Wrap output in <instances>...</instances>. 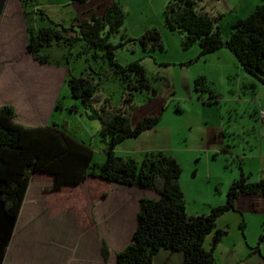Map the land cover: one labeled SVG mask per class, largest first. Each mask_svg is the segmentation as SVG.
Returning <instances> with one entry per match:
<instances>
[{"label":"trees","instance_id":"obj_1","mask_svg":"<svg viewBox=\"0 0 264 264\" xmlns=\"http://www.w3.org/2000/svg\"><path fill=\"white\" fill-rule=\"evenodd\" d=\"M198 1L166 0L162 9L164 25L181 33L183 47L198 44L195 57L186 63L226 47L243 71L264 84V3L255 4L246 15L235 18L227 35L222 37L216 17L198 7ZM125 14L120 3L112 0L102 13L90 14L76 24L53 22L28 30L26 48L40 62L56 59L52 48L60 50L61 58L68 62L71 47L79 40L82 48L76 54H83L85 60L91 55L100 61L95 70L86 63V67L92 69L90 73L84 69L82 73L73 74L67 68L65 81L70 95L80 101L87 116L98 119L101 150L105 155L101 161H94L91 145L73 137L64 122L25 124L15 119L16 112L10 103H0V264L26 187L35 171L52 174L49 186L52 189L92 175L157 193L155 197L141 195L138 198L136 225L130 240L115 251L116 264H153V256L160 248L180 250L179 264H214L213 249L225 232L216 227V218L233 207L238 192L264 193V178L251 181L247 174L240 172L229 183L223 203L209 207L205 213L186 214L184 194L178 184L181 166L172 155L161 149L151 150L137 161L131 155L115 152L119 141L154 126L160 116L159 113L148 114L133 125L129 122V114L136 106L134 93L148 88L155 94L156 90L150 85L139 58L120 64L114 50L137 41L144 51H150L162 48V43L160 30L154 26L143 29L138 36L122 34L120 40L111 41L110 36L121 29ZM109 75L125 83L118 105L111 104L100 90L103 78ZM163 82L164 87L169 86L165 78ZM250 83V86L254 84ZM192 85L197 91L208 90L206 99L197 95L202 102L216 101L217 93L203 74L194 76ZM61 105L57 98L54 107ZM67 108L75 110L76 105L71 103ZM208 233L207 247L204 239ZM263 239L264 223L258 241ZM100 252L106 259L108 246L104 240Z\"/></svg>","mask_w":264,"mask_h":264},{"label":"crops","instance_id":"obj_2","mask_svg":"<svg viewBox=\"0 0 264 264\" xmlns=\"http://www.w3.org/2000/svg\"><path fill=\"white\" fill-rule=\"evenodd\" d=\"M111 1L88 0L86 4H78L76 0H0V103H10L14 107L15 119L20 111L19 122L25 124H44L50 122V118L58 122L52 118L58 112L57 109L63 108V102L59 108H55L54 103L62 89L61 86L66 82L67 68L70 70L69 60L66 62L61 58V51L57 48H52L56 59L43 63L34 58L26 48L28 30L53 22L76 24L79 19L90 14H100ZM117 1L123 7L121 1ZM242 1L243 5L229 23L246 15L255 4L264 3V0ZM244 7L246 8L243 10ZM217 26L219 27V24ZM80 48L81 40L71 47L70 57L82 58L83 54H76ZM210 52L216 54L218 66L223 67L231 63L235 65L236 62L235 66L240 67L236 58L234 62L225 47ZM82 72L84 66L79 70V73ZM244 79L246 86L254 82L251 87L258 92L257 95L252 93L255 96L252 99L258 104V107H255L257 120L233 127V130H248L250 124L252 135L244 140L245 144H237L233 148L235 152L240 150V155H234L237 160V175L232 173L222 192L226 191L229 183L238 177L240 172L247 174L251 181L264 178V121H260L257 114L259 109H264V100L260 98L264 94V84L252 76ZM259 92L262 94L260 97ZM67 99L69 104L74 103L76 108L79 107L76 102L78 99L70 93L67 94ZM118 104L117 102L113 105ZM96 128L94 132H98L99 126H95ZM71 135L79 139L74 134ZM79 140L91 145L90 140ZM220 148L224 152L229 150L223 145ZM104 155L101 150L99 159H94V153L92 159L101 161ZM208 155L207 153V162ZM207 175H210L208 171ZM52 180V174L47 172L35 171L31 174L1 264H116L115 251L130 240L136 225L138 198L141 195L157 196L151 189L109 182L92 175H87L77 183H64L55 189L49 187ZM181 190L184 194L182 188ZM224 199L222 195L213 205L223 203ZM27 203H31L34 209L25 212ZM186 203L185 199V211ZM35 204L43 206L38 213H35L38 211ZM195 213L204 212L186 211V214ZM45 218L50 221L60 219L61 231L47 226ZM39 219H42V222H37ZM263 223L264 193L238 192L233 199V207L216 218V227L224 229L225 232L213 252L224 237H228L231 243L230 248L222 255L221 264H264V239L258 241ZM102 240L108 246L106 259L100 252ZM52 244L53 250H50ZM218 252L221 253V249ZM181 259L180 250L160 248L153 256V264H179ZM216 263L214 256V264Z\"/></svg>","mask_w":264,"mask_h":264},{"label":"rangeland","instance_id":"obj_3","mask_svg":"<svg viewBox=\"0 0 264 264\" xmlns=\"http://www.w3.org/2000/svg\"><path fill=\"white\" fill-rule=\"evenodd\" d=\"M87 1L77 2L86 4ZM120 1L126 14L121 29L110 36V40L116 42L120 40L122 34L135 37L146 26H154L160 30L162 43V48L150 51H144L137 41L117 46L114 50L115 59L120 64L139 58L150 85L156 90L155 94L151 93L148 88L134 93L133 101L136 106L129 114V122L133 125L139 118L148 114L159 113L160 116L154 126L119 141L116 144L115 152L119 155H131L137 161L141 159L144 152L151 150L161 149L172 155L181 166L178 182L185 194L186 211L196 210L205 213L209 210L210 205L216 204V201L222 198V195L225 197V190L222 192V189H224L226 180L230 179L232 173L237 175V160L234 159V155H240V150L235 152L236 150L233 148L237 144H245L244 140L252 135L250 124L248 130H233V127L240 123L257 120L255 107H258V104L252 99L255 97L252 93L256 92L251 86H246L244 82V78H249L250 75L235 66V57L226 47L225 50L233 58L235 65L231 63L225 64L223 67L218 66L214 52H209L186 63L195 57L198 44L194 42L183 47L180 43L181 33L169 30L164 25L162 9L166 0ZM93 3L95 4V2ZM242 5V0L198 1V7H202L216 17L215 22L219 24L222 37L227 35L230 19ZM97 8L99 7L97 6ZM87 56L88 60H84L83 57L79 59L69 57V67L73 74L79 73L83 66L85 71L90 73L92 69L86 67L87 62L93 66L94 70L96 69L95 67L100 61L91 55ZM198 74L205 75L211 82L212 88L218 96L215 102H202L197 97L200 94L203 99H206L209 94L208 90L197 91L193 88L192 79ZM164 78L168 80L169 86L167 87H164ZM102 81L100 90L103 96L108 98L111 104L119 103L124 95L121 90L125 83L113 75L104 77ZM61 88L58 99L63 102V108L57 109L58 112L52 119L55 118L57 123L64 122L67 131L79 139L90 140L94 159H99L102 141L99 133L94 132L97 130L95 126H99L98 119L88 117L86 109L83 108L84 113L83 106L78 100L76 102L79 107L76 110L65 108L70 103L67 99L69 87L65 82ZM262 88L264 89V87ZM260 95L262 94L259 92V97ZM260 98L264 100V94ZM17 113L16 120L20 121V111ZM219 124L220 126H218ZM221 145L228 147L230 151L227 149L225 150L227 152H224L220 148ZM207 153L209 154L208 162ZM207 171L210 175H207ZM34 206L38 210L35 213H38L39 209L43 207L42 204ZM45 207L47 206L45 205ZM30 209L34 208L31 203H27L25 212ZM47 218L44 220L47 226L57 228L59 231L61 220L52 219L50 221ZM40 221L42 222V219L37 220V222ZM209 239L210 233L206 234L204 242L207 247ZM53 245L48 246L50 250H53ZM230 246L228 237H224L218 243L213 252L216 264H221L224 251L226 253ZM220 249L221 253L218 252ZM48 254L49 252H47Z\"/></svg>","mask_w":264,"mask_h":264},{"label":"built area","instance_id":"obj_4","mask_svg":"<svg viewBox=\"0 0 264 264\" xmlns=\"http://www.w3.org/2000/svg\"><path fill=\"white\" fill-rule=\"evenodd\" d=\"M257 114H258L259 120L264 121V109H259Z\"/></svg>","mask_w":264,"mask_h":264}]
</instances>
